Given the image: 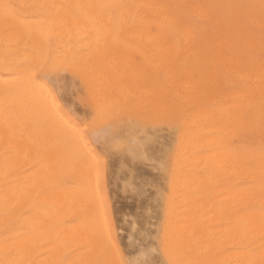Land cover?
I'll return each instance as SVG.
<instances>
[{
    "label": "rangeland",
    "instance_id": "1",
    "mask_svg": "<svg viewBox=\"0 0 264 264\" xmlns=\"http://www.w3.org/2000/svg\"><path fill=\"white\" fill-rule=\"evenodd\" d=\"M165 2L0 0V101L15 86L8 101L22 106L4 109L26 113L17 174L34 244L26 260L0 247V264H251L264 250L233 227L253 182L243 157L256 144L264 0L185 1L202 26L218 7L225 32L171 37L152 26L172 14ZM13 176L0 173V185ZM6 216L0 208V245L18 234Z\"/></svg>",
    "mask_w": 264,
    "mask_h": 264
},
{
    "label": "bare ground",
    "instance_id": "2",
    "mask_svg": "<svg viewBox=\"0 0 264 264\" xmlns=\"http://www.w3.org/2000/svg\"><path fill=\"white\" fill-rule=\"evenodd\" d=\"M185 1H188V0H167V2H165L167 8H170V7L172 8V14L169 13V15H167L166 17L161 15L162 18L157 17V19L155 20L156 22L152 23V26L154 28V34L158 36L165 34L167 35V37L169 36L171 37L173 36L172 35L173 31L181 32V33H184L185 35L186 34L199 35L201 33L211 32V31L217 34L225 32L223 31L224 29H222L224 27H217L219 25L226 24V20L223 18L218 7H216L213 4L207 5L208 8L206 9L208 11L205 13V16H206V20L208 24L202 26V24H199V23L197 24L191 21L190 18L186 15L185 11L181 9V7L184 6L183 3ZM144 3H146V1L143 2V4ZM154 4H156V2ZM155 9L156 11H159L157 7ZM102 22L104 23V21ZM241 47H242V44H240L239 42H236V47H235L236 51L239 52V50H241ZM254 59L255 58L253 57L252 60L249 61L250 64L251 62H253ZM250 64H249V67L251 66ZM261 64L258 63L254 67V74L252 76L251 84H250L249 102H250L251 112L249 113V131L253 135V139L254 141H256L255 142L256 144L255 145L252 144L249 148L248 154L243 157V162L253 182L245 191L246 197L243 195L246 198V202L243 200L244 198L242 197L243 198L242 202L244 201L246 203L245 206L241 207L243 209L235 211V218L233 217V219L236 221V223H234L233 227L234 226L236 227L234 228V231L236 229L242 230L241 228H245L246 231L248 230V233L251 236V238L254 239V242L262 240L264 244V149L261 146L262 142L264 141V66L263 64L261 66ZM11 80L9 79L10 82ZM2 83H4L3 80H2ZM2 83H1L2 86L0 85V91L3 89L2 90V93H3L4 91L3 86L5 84H2ZM6 87H7L6 90H8V87H9L8 83ZM9 90L11 91V93H9L10 95L9 94L6 95V97L9 96V99L8 98L4 100L2 99L0 101V173L11 172V174H14V176L11 181L3 182L0 185V208H3V207L7 208L8 216H6V218H13L14 225L17 229L16 231L18 234L8 237L10 239L7 242L1 244L0 247H3V249L8 248V254H7L8 258H13L14 260L15 259L26 260V257L28 258L29 257L28 255H30L29 249L31 248V246H34V244L32 243L30 248H28L29 247L28 242L31 240L29 239V235L28 236L26 235V202H27L26 174L19 175L17 174V171L19 170V168H22L23 166L26 165V145H27L26 137L29 134L28 133H27L28 135L26 134V116L21 117L23 113L22 114L20 113V116H14L15 114L11 115L10 111H7L6 109H4L5 107L10 109L12 107H15L16 104L18 105L21 103V102L18 103L17 101L16 103H14L15 105L10 104L11 102L10 98H12V103H13V100L17 97L16 95L19 93L17 92L13 93V91H16V90L18 91L17 87L15 86L10 87ZM5 91L4 93L9 92V91L5 92ZM19 91L21 92V94L26 95V86L23 87L22 89H19ZM12 93L16 96L14 99H13L14 96ZM7 104L9 105L8 107H7ZM21 106L22 105L20 104L19 107L21 108ZM17 108H14V109H17ZM23 108H24V105L21 111L23 110ZM23 115H26V113L24 112ZM19 118L22 120V123H23L22 125L25 124V127L15 128L16 125H14L13 123ZM38 234H39V229L38 228L33 229L31 231L30 238L34 239V242H35L36 241L35 239L38 236ZM28 250H29V254L26 255L28 253L27 252ZM256 259H258L259 261H261L262 264H264V250L257 256L256 255L250 256V260L252 262L251 264H258L256 262L257 261Z\"/></svg>",
    "mask_w": 264,
    "mask_h": 264
}]
</instances>
